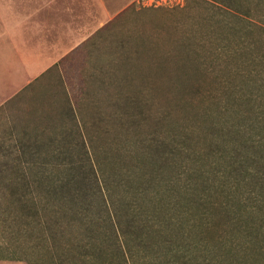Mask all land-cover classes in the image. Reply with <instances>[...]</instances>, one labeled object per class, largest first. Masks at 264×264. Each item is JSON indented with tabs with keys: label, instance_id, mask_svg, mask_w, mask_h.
Listing matches in <instances>:
<instances>
[{
	"label": "rangeland",
	"instance_id": "rangeland-1",
	"mask_svg": "<svg viewBox=\"0 0 264 264\" xmlns=\"http://www.w3.org/2000/svg\"><path fill=\"white\" fill-rule=\"evenodd\" d=\"M186 1L190 0H134L129 4L115 3L114 0H104V3H99L98 0H73L70 5L73 10L67 15V23L71 22L73 26L81 25L82 30L92 33L96 26L104 27L129 5L151 8L150 11L154 12L155 8L183 6ZM16 10L15 4L0 0V34L3 31L13 34ZM188 11L191 16L187 19L191 22L188 26H192L198 33V23L203 14L195 8ZM252 13L254 14L247 18L249 28L245 29L242 35L240 31L231 30V26L229 27L230 37H224L228 51L220 55L217 54L215 45L208 46L201 39L199 41L198 37H189L192 55L197 57L196 60L202 66L198 76L189 74L188 69H182L181 72L178 68L182 75L173 77L177 74L174 66L164 71L160 66L162 64L157 61L161 60L160 56H155L148 62L145 54L139 56L140 53H134L131 56L129 50H126L120 55L117 51V38L122 35L131 37V43H150L156 39V46L161 44V52L168 47L176 51L183 50L180 40L184 27L171 25L163 14L153 15L151 22L143 13L138 16L141 17L139 19H135L136 15L133 14L126 21L119 22L113 34L108 31L101 32L84 41L72 62L68 61L62 69L65 80L57 73L52 77L56 80H36L1 105L0 264H37L40 259L43 262L41 264L48 263L44 254L30 248L29 234L21 220L20 205L13 204L6 198L8 193L4 187L7 184L13 191L14 176L29 180L37 176V172H33L30 167L39 159L34 152L36 145L44 140L40 136L36 137L35 132L39 123H42V115L52 116L51 121L49 118L45 119H48L49 123L43 119V125H50V128L53 126L67 130L75 127L73 123H67V119L62 123L58 122L55 115L59 111H63L64 115L65 111L70 112L65 94L71 102L72 111L81 120L80 126L85 132L86 147L92 152L91 159L83 152H77V156L73 158L74 163L66 160L67 165L77 168V176L82 181L83 178H88L85 176L87 160L98 163L97 158L123 165L139 162L143 164L142 170L136 171L135 177H155L156 170L151 171V168H155V161L148 157L151 152L165 148L171 140V135L181 130L192 132L196 137L195 144L201 146V131L209 127V121L207 126H203V116L210 112L216 114V110L224 105L229 106L228 116L235 122L243 118L244 127L247 126L244 136L260 140L257 145L262 149L261 152L257 156L253 152L251 154L256 156L257 161L264 163V2L261 8L254 9ZM235 24L242 26L240 22L236 23V20L231 25L235 27ZM199 29L202 31L200 26ZM140 50L142 51H138ZM221 55L230 58L228 64L225 65L221 60ZM164 75L166 76L163 77ZM233 97L237 103L231 102ZM121 120H124L123 123ZM215 120L221 122L222 118L216 116ZM50 128L47 130H51ZM74 142H77V136ZM96 150L101 153L95 155ZM5 163L8 170H5ZM245 164L248 166L247 172L257 170L249 166V162ZM163 172L155 178L162 179ZM66 174L70 177L72 172H64V175ZM229 178L226 185H223V190L219 191L220 194L212 196V199L215 198L223 204L229 202L235 209L238 206H233L232 202L236 200L242 203L249 202L250 199L255 202L262 200L263 196L255 186L258 179L237 180L231 174ZM214 182L210 180L206 189L219 190L222 187L213 185ZM20 188V192L27 194L26 187ZM32 191L33 195L38 193L36 187ZM155 191L153 188L151 194V190H148L145 207L151 205L149 197H154ZM258 204H261V201ZM113 215H118L122 232L127 226L131 231L132 225L128 216L123 213ZM204 217L207 223L198 225L186 235L189 237L187 241L194 242L202 249L195 255L202 254L203 257L199 260L214 264H234L229 254L232 238L228 221L210 208L206 210ZM157 228L165 229L171 237L179 233L176 228L168 231L162 215L159 223L154 225V229ZM164 236L165 234L153 237V240L159 239L160 242L165 239ZM127 242L132 246L131 251L127 250V256L130 253L135 254L137 264H170L166 244H162L154 252L145 249L141 244L134 246L138 239L132 234L127 237ZM183 242L181 238L176 240L178 245ZM240 261L239 264H264V256L241 258Z\"/></svg>",
	"mask_w": 264,
	"mask_h": 264
},
{
	"label": "trees",
	"instance_id": "trees-1",
	"mask_svg": "<svg viewBox=\"0 0 264 264\" xmlns=\"http://www.w3.org/2000/svg\"><path fill=\"white\" fill-rule=\"evenodd\" d=\"M263 2L264 0H190L179 7L155 8L154 12L150 11L151 8H138L132 4L95 34L106 31L113 34L117 24L126 21L133 14L136 15L135 19H139L141 17L138 16L143 13L149 17L150 22L153 15L163 14L171 25L184 27L180 40L183 50L176 51L168 47L161 52V44L156 46V39L150 43H131V37L122 35L117 38L118 53L121 55L129 50L131 56L134 53H140L139 56L145 54L148 62L155 56H160L161 60L157 61L162 64L160 66L164 71L174 66L177 74L172 75L173 77L182 75L178 68L181 72L182 69H188L189 74L198 76L202 66L196 60L197 57L192 55L189 37H198L199 41L201 39L208 46L215 45L217 54L220 55L228 51L224 37H230L229 27L231 26V30L240 31L241 35L245 33V29L249 28L247 18L254 14V9L261 8ZM192 8L203 14L198 23V33L192 26H188L191 23L187 21L191 17L188 10ZM235 20L242 26L235 24L233 27L231 24ZM139 49L142 51H138ZM221 60L226 65L230 58L221 55ZM65 98L70 112L65 111V115L63 111L56 112L57 121L62 123L67 119V123H73L75 127L67 130L53 126L50 128V125H43V119L45 122L48 121L46 118L51 121L52 116L42 115V123H39L35 132L36 137L40 136L44 140L36 145L34 152L39 159L30 167L33 172H37V176L32 180L14 176L13 191L7 184L4 187L8 193L6 198L13 204L20 205L21 220L29 234L30 248L44 254L46 259L48 258L46 264H137L135 254L130 253L127 256V250L132 249L127 242V237L131 234L138 239L134 246L141 244L150 251L155 252L156 248L166 244L170 264H214L199 260L203 255L195 254L202 249L194 242L187 241L189 237H186L198 225L207 223L204 215L209 208L214 210V213L221 214V218L229 223L232 238L229 254L234 264L241 263V258L264 256V163L256 160L262 150L257 145L260 140L244 136L247 126L244 127L243 118L237 122L231 119L228 116V105L219 106L222 108L216 110V114L210 112L203 116V126H207L209 121V127L201 131V146L195 144L196 137L192 132L181 130L171 135V140L165 148L151 152L148 157L154 159L156 164V169L151 168V171L156 170L155 177L164 171L162 179L145 175L135 177L136 171L142 170L143 164L139 162L123 165L96 157L98 163L87 160L85 176L88 178L85 177L82 181L77 176V168L66 163H74L73 158L77 156V152H83L91 159L92 152L86 147L87 141L80 126L81 120L72 111L66 94ZM231 102L237 103L235 97ZM216 116L221 117L222 121L215 120ZM123 121L121 120V123ZM76 136L77 142H74ZM252 152L256 156L251 154ZM94 153L99 155L101 152L96 150ZM246 162L257 170L247 172ZM4 165L5 170H8L7 164ZM8 166L10 167L9 164ZM64 172L72 174L69 177L64 175ZM259 173L263 174L258 177ZM230 174L237 180L258 179L255 186L263 196L262 200L255 202L250 199L245 203L236 200L232 202L233 206H238L235 209L229 202L223 204L215 198L212 199V196L220 194L219 191L223 190ZM210 180L215 181L213 185L222 187L219 190L206 189ZM20 187H26L27 194L20 192ZM34 187L38 191L36 195L32 193ZM153 188L156 191L154 197H149L151 205L145 207L147 192L150 189L152 194ZM260 201L261 204H258ZM114 213L128 216L132 225L131 231L129 226L123 232L120 230L118 215L114 216ZM160 215L163 216L168 231L178 229L177 235L171 237L165 229H154V225L159 223ZM17 217L19 218V213ZM164 234L165 239L162 241L153 240V237H161ZM177 238L183 239L182 245L176 244ZM41 263L43 262L40 259L37 264Z\"/></svg>",
	"mask_w": 264,
	"mask_h": 264
},
{
	"label": "crops",
	"instance_id": "crops-1",
	"mask_svg": "<svg viewBox=\"0 0 264 264\" xmlns=\"http://www.w3.org/2000/svg\"><path fill=\"white\" fill-rule=\"evenodd\" d=\"M133 1L114 0L122 4ZM7 2L16 5L17 17L13 18L16 20L13 34H6L8 31L0 34V106L36 80H56L52 78L56 73L62 76L66 63L72 62L84 41L101 26L88 33L81 25L67 23L73 0ZM61 79L65 80L63 76Z\"/></svg>",
	"mask_w": 264,
	"mask_h": 264
}]
</instances>
